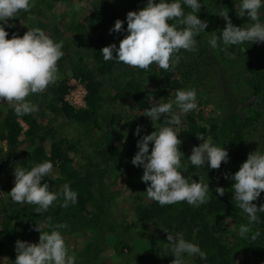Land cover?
Segmentation results:
<instances>
[{
	"label": "trees",
	"instance_id": "16d2710c",
	"mask_svg": "<svg viewBox=\"0 0 264 264\" xmlns=\"http://www.w3.org/2000/svg\"><path fill=\"white\" fill-rule=\"evenodd\" d=\"M54 1L31 0L30 2H35L33 5H35L34 8L38 15L43 13L42 9H40V4L45 3L51 22L57 20V18H62L59 16L67 14L65 24L70 27L73 26L74 31L71 35L65 37L66 39L62 44L63 56L58 60L59 63L57 62V65L66 62L69 64V68L75 70L73 74H76L87 90V106L74 109L68 105L63 100V95L67 91L68 85L61 81L50 84L48 91L40 93V95L47 97L48 103L61 102L63 110L68 115L81 121L84 130L82 141L80 138H78L79 143L74 140L70 141L66 137L59 136L56 138V133L49 128L39 133V123L35 115L31 113L17 117L14 107L8 109L4 118L0 120V139H5L9 146H13L21 131V124L18 118L23 120L28 126L25 134L37 136L39 143L24 153L26 158L21 163L26 164L29 162V169H31L45 161L53 163L55 159H59V175L51 181L53 185L57 184V186L55 188L52 186L50 191L59 192L63 185L68 184L77 193V203L70 204L67 208H64L60 206L63 203V199L58 198L46 212L36 213L37 205H31L27 208L19 206L15 202L6 201L5 203L3 201L5 197L0 199L2 201L0 202V255L3 253L7 255L9 261L6 264H15L17 240L39 243L40 232L36 230L37 226L46 232H51L58 224L68 225L66 228L58 229L60 232L68 228L79 229V224L82 220L80 217H85L84 208L88 203H93L94 208H99L97 211H90V218L85 217L88 222L91 220L89 228L92 235H95L97 230L105 232V235H107L111 229L115 230L119 227L118 231H124V229L129 227L127 223L121 227L120 224L123 219L120 220L118 218H116L113 225L101 223L103 214L106 211H102L103 208H111V204L105 205L100 198L99 200L92 198L93 194H91V185L89 184L90 175L77 173L72 167L73 155L70 153L76 152L77 148L79 152L76 154H80L84 160L93 161L96 165L99 164V159L104 161L114 160L115 163H125L127 166L130 165V168L132 166L136 169L140 182H138L139 185L135 184L137 190L134 196L137 201L134 206V215L142 223L152 224L153 227L158 229L163 234V241L167 239V232H169L173 236H180L186 241L197 244L207 254L206 259H201L198 255L189 256L184 254L182 257L184 264H246L250 260L251 264H264V212L257 213L258 222L249 225L251 231L242 237L239 229L241 225H248L247 214L236 206V201L228 190L225 189V194L219 196L211 182L203 180V170L206 169H198L196 166L191 165L188 160L190 155L184 142L189 141L193 145L199 146L203 141L197 136H203L205 140H210L214 146L227 149L229 154L228 161L222 162L220 168L216 170L227 173L232 180H234L232 178L234 173L239 170L242 163L247 159L240 147L249 135L248 133L252 129H258L264 143V42L248 43L242 46L229 45L225 48L221 37L226 21L217 14L221 11H227L233 25L238 27L250 26L254 23L253 21L248 19L247 16L239 17L237 15L241 0H199L201 9L196 14L200 19L207 21L208 26H210L211 21L212 26H210L211 33L205 31L209 34V39H201L200 35L196 37L197 48L194 51L196 52V58L203 59V57H200L209 52L207 51L209 40L215 35L218 38V47L214 49L219 52L217 54L218 57L222 62L229 61L230 65L237 63L238 71L235 72V76L237 81L247 88L246 93L243 96H239L227 90L228 97L231 99L230 102L234 104L233 107L223 106L229 109L225 115H220L218 112H214L215 110L202 112L203 107H196V109L188 113H180L179 108L173 104V112L180 114L179 129L186 139H180L182 141L179 146L180 151L184 154L181 156V164L188 165L187 171H184L183 167L178 170L189 183L192 180H196L203 184H209L208 195L210 201L199 206L189 205L186 201L161 206L147 196L146 190L150 182L147 184L142 182L143 167L132 164V158L139 150L137 146L138 140L153 131H159L163 126H175L165 123L170 114H162L160 119L155 121L143 114L145 110L153 106L174 101L177 90L181 89H179V84L182 81V77L188 75L187 70L183 69L181 71L176 65L174 68L165 71L153 64L147 70L130 67L131 69L127 68L125 73L122 72V79L113 77L112 79L109 78L110 82L105 80L107 71L114 70L116 65L120 69H125L122 67L125 64L118 62L115 58V53L113 59L105 61L101 52L103 47L113 43L118 48L120 40L128 34L127 19L124 17V13L116 19L112 18L113 12L117 16L119 15L115 11L113 3H120L127 15L129 11L138 12L146 7L147 0H113L112 3L108 1L111 7L105 6V8L100 4V0H82L85 5L81 8L82 11L77 12L75 10L70 12L64 4L62 7L58 6L59 0H56L57 4ZM206 1L217 8L216 14L212 15L209 11L203 10ZM181 3L184 10L190 9L183 4V0H181ZM30 10L33 11V7ZM263 16L264 14L260 13V17ZM117 19L123 21L124 30L110 33L109 30L113 28ZM36 20L34 21L31 17H28L22 26L19 22H15L14 25H2L8 32L7 38L11 39L13 35L22 37L26 31L37 28L34 25L35 22L39 23L41 27L45 26L38 18ZM54 28L57 30L56 27ZM71 45L72 49L65 51ZM77 45H79L78 48ZM73 51L75 52L73 53ZM74 55L75 57H73ZM191 60L196 67L198 61L194 60V58ZM175 68L182 72V77L178 76ZM190 80L197 85L202 83V89L205 88L207 82V80H201L196 74ZM211 82L212 84L214 83L213 79ZM106 86L109 88L107 89ZM191 87L194 86L191 85ZM201 92V90L197 92V103L207 104L209 97H205L203 92ZM250 99L251 101H249ZM247 101L249 103H246ZM105 103H108V109H105ZM111 103H113V106L109 105ZM237 104H241V108H237ZM125 105L137 109L139 113H128L124 107ZM218 105H221V103H218ZM113 107L117 109L115 114L111 111L115 110ZM98 109L99 114L97 116L96 111L98 112ZM118 112L121 113V116ZM112 117L113 119L123 120L122 125L124 126L127 125L126 118L129 119L131 117L129 119L131 122L128 123L129 125L131 123V126L123 131L122 128L124 126L115 127L113 125L111 122ZM137 126H141L138 135L136 134ZM91 130H94L93 135H91ZM47 139L50 141L49 155L46 154L44 145V141ZM86 146L95 154L92 155L90 150L83 149ZM149 147L151 150V142ZM94 156L98 157L95 158ZM11 176L15 183L14 174ZM253 203L257 207L264 205V192ZM101 207L103 208L100 209ZM94 214H97V216L94 217ZM49 217H51V220L48 219ZM257 231L260 234L253 240L251 237ZM119 234L120 239L123 241L124 233L120 232ZM90 243H95V236H93ZM123 246H127V242H121L120 251ZM166 249L170 256L165 262V258H162L163 255H161L162 262L172 264L175 256L172 254L171 245ZM99 257V255H95L89 260H95ZM241 257L243 261L240 259ZM80 263L81 261L77 260L76 262L75 259V264Z\"/></svg>",
	"mask_w": 264,
	"mask_h": 264
},
{
	"label": "clouds",
	"instance_id": "9594fccd",
	"mask_svg": "<svg viewBox=\"0 0 264 264\" xmlns=\"http://www.w3.org/2000/svg\"><path fill=\"white\" fill-rule=\"evenodd\" d=\"M191 11L185 13L181 0H147V6L137 11L127 13L128 34L116 44L102 48L105 61L115 58L118 62L139 69L147 70L155 64L168 71L175 67L181 49L194 51L197 48L196 37L205 32L207 21L201 20L196 14L201 9L199 0H183ZM83 5H77L79 10ZM30 0H0V22L7 24L20 11H30ZM264 7V0H241L237 15L247 16L253 21L250 26L238 27L233 25L227 11L217 14L226 21L222 30V42L225 48L229 45L242 46L248 43L264 42V23L260 22V9ZM11 26V25H9ZM123 21L117 19L111 32L123 31ZM8 32L0 24V100L13 105L17 117L31 114L38 110V106L27 100L31 94L45 91L50 84L58 79L57 62L63 56V42H54L40 28H33L24 35H13L7 38ZM209 44L218 47V38L213 35ZM175 104L180 113H188L196 109V91L177 90L174 101L161 103L145 110V116L152 121L159 120L162 114H170L165 121L167 125H179L180 114L173 112ZM141 126H137L136 134ZM203 141L194 146L188 157L191 165L201 168L206 162L211 169H219L222 162L229 158L228 150L214 146L210 140L197 136ZM150 142L152 147L150 150ZM182 141L178 132L171 126H163L159 131L144 135L137 141L138 152L132 158V164L142 166L141 177L146 184L147 196L161 206L186 201L189 205L199 206L210 201L209 184L192 180L191 183L178 170L181 167L188 170V165L181 164L180 151ZM53 164L50 161L37 164L30 170L15 167V184L9 192L13 202L27 205H37L36 213L46 212L54 201L63 199L61 207L67 208L77 203V193L68 184L63 185L59 192L50 191L47 182L41 183L42 178L52 174ZM227 178V177H226ZM235 183L233 199L236 206L248 216V225H241L239 232L243 237L251 231L249 225L258 222V212H264V205L257 207L253 201L264 192V154L257 151L248 154L245 162L232 177ZM55 179V177H53ZM219 196L225 194L223 187H217ZM51 220V217L48 218ZM51 227V225H50ZM68 227L58 224L51 232H40L39 243H29L17 240L15 264H75V255L69 254L65 240L58 229ZM167 232V231H166ZM168 245H171L175 259L172 264H184L183 255L199 256L206 259L207 254L192 242L180 236H173L167 232ZM259 232L252 235L255 240Z\"/></svg>",
	"mask_w": 264,
	"mask_h": 264
},
{
	"label": "rangeland",
	"instance_id": "374dc122",
	"mask_svg": "<svg viewBox=\"0 0 264 264\" xmlns=\"http://www.w3.org/2000/svg\"><path fill=\"white\" fill-rule=\"evenodd\" d=\"M31 1V0H30ZM99 1V0H98ZM101 5L105 8L111 7V3L113 0H100ZM55 4L56 0L54 1ZM82 2V4H81ZM35 3V2H34ZM31 2L33 11H20L16 17L10 18L7 24L14 25L15 22H19L20 25H24L26 22V19L28 17H31L34 21H37L38 18L39 21H42L45 26L41 27L39 26V23L35 22L34 25L36 27H40L46 35H48L51 39H53L54 42H64L65 37L68 35H71L73 33V26H69L68 24H65V21L67 20V14L63 16H59L62 18H57V20L51 22L48 17V9L46 8V4L42 3L40 4V9H42V14L38 15L36 14V9L34 8L35 5ZM156 3H159V0H156ZM65 5L68 7L69 11L72 10L82 11V7H84L85 2L82 0H59L58 6ZM116 9L115 11L119 13L117 16L115 12H113L112 18L116 19L121 16L122 13H124V17L126 18L127 15L125 14V10L122 8L120 3L114 2L113 3ZM77 5H83L82 7L77 10ZM60 7V8H61ZM88 8V7H87ZM204 11H209L212 15L216 14L217 8L214 7V5L208 1H206L205 6L203 7ZM185 13L191 11L190 9L184 10ZM89 12V11H87ZM127 13V12H126ZM260 13L264 14V7L260 9ZM219 17H221L219 15ZM73 18V17H71ZM202 20V19H201ZM33 21V22H34ZM260 22L264 23V16L260 17ZM67 23V22H66ZM0 24H4L3 22H0ZM210 26H212V23L210 21ZM210 26H207L205 31H208V33H211ZM56 27L57 30L54 28ZM25 28V26H24ZM207 32L200 33L201 39H209V34ZM72 45L67 48L65 51L72 49ZM79 45H77V48ZM63 48V47H62ZM207 51H209L207 54H204L203 56H199L200 58L203 57V59L196 58V52L195 51H186L181 49L179 53H176L175 56H179L178 62L175 63V66L177 65L181 71L183 69H186L188 72V75L181 76L182 72H178V76L182 77V81H180L179 89L180 90H191L195 89L196 91V103L198 101L197 98V92L201 90L203 92V95L205 97H209V101L207 104L204 103H197L198 108H202L203 111L212 112H218L220 115H225L226 112L229 110L226 107H233V102H230V98L228 97L227 90L231 91V93L243 96L244 93H246L247 88L243 86L241 82L237 81V78L235 76V72L238 71L237 63H233L230 65L229 61L222 62L220 58L218 57V51L215 50L210 44H208ZM63 51V49H61ZM82 50V49H81ZM64 51V52H65ZM75 51H73L74 53ZM75 57V55L73 56ZM198 61L197 66L195 67L194 63L191 59ZM59 63V62H58ZM125 69H120L117 65L114 68V70H108L106 74V79L109 80L113 77H117L122 79V72L125 73L127 68H130L127 65H122ZM58 68V79L56 80L57 83L64 82L68 85V81L71 80L73 77L77 78L76 74H73L75 72L74 69L69 68V64L66 62H62L61 65H57ZM131 69V68H130ZM199 76L201 80H207L205 88H203V84L199 83V85L194 84L190 78L195 75ZM120 79V80H121ZM213 79L214 83L212 84L211 80ZM110 82V80H109ZM238 82L236 85L235 83ZM194 86V87H191ZM107 89L109 88L106 86ZM48 91V87L44 93ZM41 92V93H43ZM201 92V93H202ZM212 99V100H211ZM227 99V100H226ZM27 100L31 103L38 106V110L33 112L35 117L38 120L39 126V133L43 132L47 128L52 129L56 133V138L66 137L67 139L74 140L75 142L79 143L78 138L81 139L84 134L83 130V124L80 120L76 117H72L68 115L64 110L61 102H55V103H48V98L43 97L40 95V93L37 94H31L29 97H27ZM174 100V99H173ZM251 101V99L249 100ZM247 101L246 103H249ZM67 103V102H66ZM218 103H221V105H218ZM108 103H105L104 107L105 109H108ZM113 103L109 104L110 106ZM69 105V104H68ZM71 106V105H70ZM87 106V102H86ZM85 106V107H86ZM226 106V107H223ZM72 107V106H71ZM125 109H127L128 113H139L137 109H133L132 107H129L127 105L124 106ZM13 108V105L8 104L6 101L0 100V120L4 118V115L7 113L8 109ZM74 109H78L75 107H72ZM84 108V107H83ZM115 110L113 113H117L116 107H113ZM237 108H241V104H237ZM225 109V110H224ZM213 112V113H214ZM96 114L98 116V112L96 111ZM118 114L121 116V113L118 112ZM116 116V115H115ZM117 117V116H116ZM133 118V117H132ZM117 119V120H116ZM131 119V117L129 118ZM129 119L126 118L127 125H122L123 120H119L118 118L113 119L111 122L115 127H123V131L128 129V127L131 126L128 124L131 122ZM20 124H21V131L17 137V141L13 146H9L5 139H0V199H5L3 201L12 203V199L10 198L9 192L11 191L12 187H14L13 178L11 175L14 174L15 167H23L26 169L30 168L29 162L26 164L21 163V161L26 158L25 152L27 150H30L34 147V145L38 144V138L35 135H27L25 134V131L27 129V124L18 118ZM119 120V121H118ZM100 121V120H99ZM178 132V138L184 140L185 137L182 135V132L179 129V125H175L173 127ZM95 130V129H94ZM94 130H91V135H93ZM245 139L244 143H242V146L240 147V150L242 153L248 157V154L254 151H257L261 154H264V143L263 139L260 136L258 129H252ZM124 137V136H122ZM184 137V138H183ZM186 140V139H185ZM85 141V140H84ZM49 139L44 141V145L46 147V154L49 155ZM187 146V152L189 155L192 154V149L195 145L192 144V142L184 141ZM85 144V143H84ZM63 146H65L63 144ZM83 149H87V151H91L92 155L95 153L89 148L84 147ZM78 151V148L76 149V152L70 153L73 155V160L71 162L72 167L75 169L77 173H85L86 175L89 174V184L91 185V194L92 198L101 199V201H104L105 205H110L109 207H101L103 208L102 211L106 210L103 214V219L101 223L104 224H114L116 218L123 219L121 220V227L124 226L125 223L129 224V227L124 229V231H118V229L115 230H109L108 234L105 235V232H102L100 230H97L95 232V235H92L91 230L89 228L88 219L90 218V211L93 210H99V208L93 206V203H88L87 206L84 208L85 210V217L81 216L82 219L79 226V229H72L68 228L65 231H61V235L63 236L66 246L68 248L69 254H74L76 262L81 261L80 264H165L166 260L170 256L166 245L168 244L167 239L163 241V234L158 231L155 227H153L152 224H144L142 221L134 215V206L136 197L134 196L137 186L136 183L139 185L138 182H140L137 174L136 169L130 165L127 166L125 163H115L114 160L110 161H104L102 159H99V164L96 165L93 161L87 159H82L80 154H76ZM95 157V156H94ZM96 156L95 158H97ZM189 160V159H188ZM23 162V161H22ZM123 162V161H122ZM60 163L59 159H55L53 164V170L52 174L49 177L42 178L41 183L47 182L49 184V189L53 186L55 188L57 184L53 185L51 181L53 180V177L57 178L59 175L58 171V164ZM28 165V166H27ZM198 168V167H197ZM198 169H206L204 171V181L211 182V185L215 188L217 187H223L224 189L228 190L230 195L234 194V191L232 189V185L235 183L234 180H232L227 173L218 172L217 170L211 169L208 166V163L206 162L201 168ZM30 170V169H29ZM227 177V178H226ZM134 184V185H131ZM136 187V189H134ZM148 187V186H147ZM51 190V189H50ZM2 202V201H0ZM19 206H25L29 208L31 205L27 204H19ZM109 208V209H108ZM123 214L125 215L123 217ZM97 214H94V217H96ZM120 222V221H119ZM160 226V225H158ZM120 227V228H121ZM161 227V226H160ZM120 232L124 233L123 241L120 239ZM93 236H95V243L89 244L91 239H93ZM121 240V241H120ZM121 242H127V246H123L122 250H119ZM35 243V242H34ZM169 246V245H168ZM99 255L100 257L95 260H89L90 258L94 256ZM161 255H163L162 258H165V262H162ZM242 260V257L240 258ZM9 261L7 259L6 254L0 255V264H6V262ZM243 261V260H242ZM251 264V260L247 261L246 264Z\"/></svg>",
	"mask_w": 264,
	"mask_h": 264
},
{
	"label": "built area",
	"instance_id": "2783aa9c",
	"mask_svg": "<svg viewBox=\"0 0 264 264\" xmlns=\"http://www.w3.org/2000/svg\"><path fill=\"white\" fill-rule=\"evenodd\" d=\"M87 90L79 78H72L68 81L67 91L63 95V100L75 108L86 106Z\"/></svg>",
	"mask_w": 264,
	"mask_h": 264
}]
</instances>
